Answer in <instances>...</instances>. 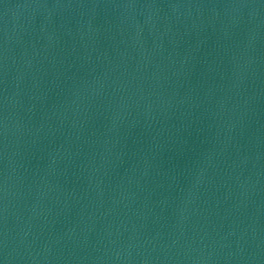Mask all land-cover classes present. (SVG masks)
Returning <instances> with one entry per match:
<instances>
[{
    "label": "water",
    "instance_id": "1",
    "mask_svg": "<svg viewBox=\"0 0 264 264\" xmlns=\"http://www.w3.org/2000/svg\"><path fill=\"white\" fill-rule=\"evenodd\" d=\"M0 264H264V0H0Z\"/></svg>",
    "mask_w": 264,
    "mask_h": 264
}]
</instances>
